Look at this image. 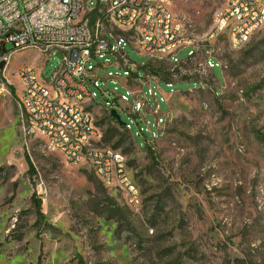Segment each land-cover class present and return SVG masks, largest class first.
I'll return each mask as SVG.
<instances>
[{"label":"rangeland","instance_id":"obj_1","mask_svg":"<svg viewBox=\"0 0 264 264\" xmlns=\"http://www.w3.org/2000/svg\"><path fill=\"white\" fill-rule=\"evenodd\" d=\"M164 2L196 34L209 29L225 4ZM11 49L7 43L5 50ZM123 49L137 64L149 60L127 44ZM186 54L181 50L177 58ZM213 54L221 64L212 68L218 94L211 87L189 89L196 81H181L184 75L209 79V72H199L202 57L180 64L175 76H170L168 63L154 61V71L163 75L158 85L164 102L156 93L159 112H167L155 139H150L151 132L157 133L152 99L146 125L121 109L132 100L120 82L100 84L104 95L95 89V106L89 107L102 144L112 147L118 141L125 154L140 200L134 211L120 191L97 179L89 164L65 163L41 135L27 132L17 106L16 71L23 64L34 65L47 80L61 54L13 52L0 67L5 88L0 90V264H37L38 256L41 264H174L175 256L180 264H264V29L236 48L223 35ZM109 72L124 78L111 63L98 75ZM143 74L140 67L138 75ZM147 88H142L145 94ZM116 94L127 97L117 113L131 133L107 116V102ZM24 154L34 167L31 177ZM32 197L43 213L37 225ZM110 199L122 209L118 217L126 230L121 233L117 222L101 212Z\"/></svg>","mask_w":264,"mask_h":264},{"label":"built area","instance_id":"obj_2","mask_svg":"<svg viewBox=\"0 0 264 264\" xmlns=\"http://www.w3.org/2000/svg\"><path fill=\"white\" fill-rule=\"evenodd\" d=\"M88 2L0 0V63L4 65L13 52L25 49H35L46 57L53 52L61 54V61L47 80L41 77V68L34 65L23 64L17 69L20 83L17 106L23 124L29 134L44 136L48 147L58 151L65 163L94 166V175L107 189L125 191L124 203L130 207L134 205L133 188L121 173L118 148L97 143L101 132L94 114L84 113L85 105H94L95 89L104 95L100 84L104 86L106 80L120 82L132 100L131 105L121 109L132 117H141L146 125L145 110H150L149 99H152L150 112L155 115L157 133L151 132L150 139L157 138L167 112L163 116L159 112L156 93L164 102L158 85L163 75L154 71V61L168 63L170 76H175L174 69H179L180 64L202 57L199 72H209V81L191 75L182 76L185 79L181 81H196V87L189 89L211 87L218 94V80L212 74L214 66H221L213 54L217 36H223L227 21H234V44L249 42L254 33L264 29V1L224 0V7L215 12L209 29L200 34L171 16L164 0H98L90 6ZM76 10H83V17H76ZM7 43L12 44L10 51L5 50ZM125 44L147 57L148 62L132 61L123 49ZM184 49L186 56L177 58ZM107 56L114 61L110 62ZM110 63L122 70L124 78L110 72L98 75ZM140 67L144 69L143 77L138 75ZM145 85L147 94L142 90ZM0 90L5 91L3 83ZM60 93L72 96L73 110L62 106ZM120 103H127L126 95L116 94L115 99L107 102L108 108L104 107L115 124L110 111L118 112ZM119 126L131 133L129 124Z\"/></svg>","mask_w":264,"mask_h":264},{"label":"bare ground","instance_id":"obj_3","mask_svg":"<svg viewBox=\"0 0 264 264\" xmlns=\"http://www.w3.org/2000/svg\"><path fill=\"white\" fill-rule=\"evenodd\" d=\"M172 16V15H171ZM76 17H83V10H76ZM234 21H227V23H225V30L223 32V35L227 36L229 43L232 47L236 48L242 45V43H235L234 41L236 39V32H234ZM221 36H217V40L218 38H220ZM60 102L62 104V106H66V110H73L74 108V100L72 98L71 95H69L68 93H60ZM84 113H92L90 110L89 105H85L84 106ZM44 138V136H42ZM100 137L101 135H97V143H101L100 141ZM118 155H120V163H121V173H124V178H126V182L130 183L131 188H133V198H134V205H130V208L133 209L134 211H137V209L139 208L140 205V200H139V195H138V188L135 185V183L132 180V177L128 171V167H127V163H126V157L124 154L121 153L120 150H118ZM90 168L94 174V166L90 165ZM97 177V175H95ZM100 180V179H99ZM101 183L103 184V181L100 180ZM118 190V188H113ZM125 199V191H120Z\"/></svg>","mask_w":264,"mask_h":264},{"label":"trees","instance_id":"obj_4","mask_svg":"<svg viewBox=\"0 0 264 264\" xmlns=\"http://www.w3.org/2000/svg\"><path fill=\"white\" fill-rule=\"evenodd\" d=\"M0 55H1V51H0ZM185 79V77H182L181 80ZM101 138L100 137V141H101ZM102 143V142H101ZM113 148H118L119 147V142H115L113 145H112ZM119 150V149H118ZM151 153V151H150ZM123 154V153H122ZM125 155V154H124ZM24 159H25V162H26V165H27V174L29 177H31L33 174H34V167L28 157L27 154H24ZM127 163V162H126ZM128 166V165H127ZM93 180V179H91ZM96 180V179H95ZM100 181V180H99ZM101 182V181H100ZM32 200H34V198L32 197ZM110 205H108V207L105 209V210H102L101 212L102 213H105L106 215V218L108 219H114L117 224H118V227H117V233H121L123 231H125L126 229L122 226V223H121V219L118 217V214L121 213L122 209L120 207H118L113 201L112 199H110ZM34 204H35V215H36V225L39 221H42L43 220V213L41 212V205H40V202L39 201H35L34 200ZM178 258L175 256L173 257V259L171 260V263H174V264H180L177 260ZM37 264H41V259H40V256H38L37 258Z\"/></svg>","mask_w":264,"mask_h":264},{"label":"water","instance_id":"obj_5","mask_svg":"<svg viewBox=\"0 0 264 264\" xmlns=\"http://www.w3.org/2000/svg\"><path fill=\"white\" fill-rule=\"evenodd\" d=\"M2 65H3V62L0 63V67ZM110 116H111L112 119L116 120L118 125H123V122L120 121V117H119V115L117 114V112L114 109H112L110 111Z\"/></svg>","mask_w":264,"mask_h":264}]
</instances>
